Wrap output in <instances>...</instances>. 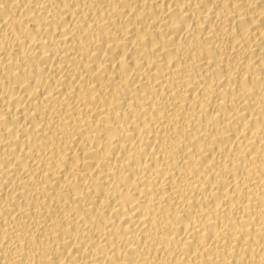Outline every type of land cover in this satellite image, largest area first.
I'll return each instance as SVG.
<instances>
[{
	"label": "bare ground",
	"instance_id": "bare-ground-1",
	"mask_svg": "<svg viewBox=\"0 0 264 264\" xmlns=\"http://www.w3.org/2000/svg\"><path fill=\"white\" fill-rule=\"evenodd\" d=\"M0 264H264V0H0Z\"/></svg>",
	"mask_w": 264,
	"mask_h": 264
}]
</instances>
